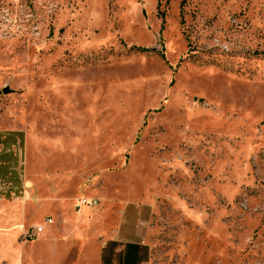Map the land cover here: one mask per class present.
<instances>
[{
    "label": "rangeland",
    "instance_id": "obj_1",
    "mask_svg": "<svg viewBox=\"0 0 264 264\" xmlns=\"http://www.w3.org/2000/svg\"><path fill=\"white\" fill-rule=\"evenodd\" d=\"M0 129L57 264H264V0H0Z\"/></svg>",
    "mask_w": 264,
    "mask_h": 264
},
{
    "label": "crops",
    "instance_id": "obj_2",
    "mask_svg": "<svg viewBox=\"0 0 264 264\" xmlns=\"http://www.w3.org/2000/svg\"><path fill=\"white\" fill-rule=\"evenodd\" d=\"M24 142L23 130L0 129V264H57L62 257L53 249V240H49L57 235L49 228L52 223L44 225L33 241H25L21 236L24 223L29 224L40 212L57 213L60 208L56 201L42 203L38 178H27ZM43 221L34 226H43ZM41 236L44 238L40 239ZM38 250L46 252V260L35 257Z\"/></svg>",
    "mask_w": 264,
    "mask_h": 264
},
{
    "label": "trees",
    "instance_id": "obj_3",
    "mask_svg": "<svg viewBox=\"0 0 264 264\" xmlns=\"http://www.w3.org/2000/svg\"><path fill=\"white\" fill-rule=\"evenodd\" d=\"M120 247L121 250L118 251ZM148 255V248L141 244L110 241L101 251L100 264H142L148 259Z\"/></svg>",
    "mask_w": 264,
    "mask_h": 264
},
{
    "label": "built area",
    "instance_id": "obj_4",
    "mask_svg": "<svg viewBox=\"0 0 264 264\" xmlns=\"http://www.w3.org/2000/svg\"><path fill=\"white\" fill-rule=\"evenodd\" d=\"M97 205V201L95 199H91V200H86V199H79L77 201V204L75 205V208L80 209L81 207H92ZM43 226H37V227H33V228H29L26 229L24 227H20L22 230V239H24L25 241H33L36 239L37 235H39L43 229H44V225H49L51 224V219L49 217L44 218L43 221Z\"/></svg>",
    "mask_w": 264,
    "mask_h": 264
}]
</instances>
